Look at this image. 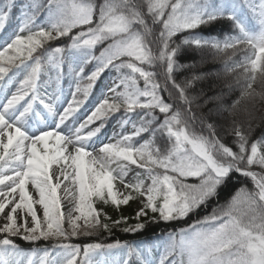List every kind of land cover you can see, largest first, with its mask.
Listing matches in <instances>:
<instances>
[{"label":"snow or ice","instance_id":"snow-or-ice-1","mask_svg":"<svg viewBox=\"0 0 264 264\" xmlns=\"http://www.w3.org/2000/svg\"><path fill=\"white\" fill-rule=\"evenodd\" d=\"M13 4L0 5V30ZM28 7L0 45V264H36V252L25 253L14 237L56 242L51 252L40 249L39 264H156L144 245L65 241L184 219L218 198L233 175L252 188L241 185L211 213L169 230L159 264H264V133L251 140V114L244 110L246 127L238 113L241 100L264 99L254 87L264 83V0H32ZM217 24L224 27L216 35L199 32ZM61 38L70 43L51 46ZM205 47L225 54L224 69L234 74L227 87L240 96L231 105L224 93L193 91L203 74L181 78L195 67L181 54ZM65 64L77 87L60 112L42 95V77L54 71L59 83ZM106 71L115 74L112 86L78 121ZM40 106L52 124L42 125ZM113 121L119 131L103 136ZM132 201L139 207L131 217L113 219L104 208ZM113 250L120 260L107 259Z\"/></svg>","mask_w":264,"mask_h":264},{"label":"trees","instance_id":"trees-1","mask_svg":"<svg viewBox=\"0 0 264 264\" xmlns=\"http://www.w3.org/2000/svg\"><path fill=\"white\" fill-rule=\"evenodd\" d=\"M26 1V0H24ZM32 0H29V3L31 4ZM39 2L43 5L47 3V0H39ZM6 3V0H0V5H3ZM21 0H14V4H21ZM7 10V9H5ZM32 11V9L30 8ZM43 15L37 14V21L42 19ZM15 16V20H16ZM22 19L19 20L17 23H13L11 26H9L7 29H5V32L2 34L0 38V45H2L1 42H4L8 40L10 42V38L13 37V34L19 29L21 25ZM224 27L223 24H217L214 28L211 30L201 28L199 32L201 34H211L216 35L220 32L221 28ZM75 33V30L73 31V34ZM70 43V40L67 38H61L58 42H53L51 44L52 47L57 46V44L64 45ZM100 50V46H97V49L95 51V54L98 55ZM225 59V54L223 53H216L211 48H202V49H196V48H186L185 51L181 54L180 62L184 64L189 63H195V67L192 69H188L186 71H183L181 73V78L183 76H188L190 74L197 73V74H203V78L199 81H197L194 85L193 91L195 93H199L203 91L204 98H207L208 96H214L220 93H225L226 96L224 97V101L226 104L231 105L233 100H236L240 96V88L234 87L233 90L229 91L227 85L230 83H234V74L227 73L224 69L223 61ZM93 65L89 64L85 66V72L84 75L89 74L90 70H93ZM257 92L264 91V83H262L260 80L257 81V83L254 85ZM219 90V92H218ZM202 103V100H201ZM213 105H209L211 107ZM247 109L248 112L251 114V126H252V133H251V140H254L261 136L262 133H264V99H261L260 97H256L255 99H244L241 100L240 105L238 106V113L240 114V119H242L245 123V126L247 127L248 124V116L244 115V110ZM227 115V113H225ZM230 142V138H229ZM259 171V169H255ZM189 183H195V180L189 179ZM241 185L247 186L249 189L252 188L251 181L243 178V177H237L233 175L229 179V181L220 188L219 190V196L218 198H214L208 202L206 206H202L199 208L196 212L190 214L188 217L173 221L170 223H146L145 229L138 233H125L120 230V228H123L124 225H121L120 228H114L111 232V234L99 231L96 233H93L91 236H85L84 238H74L70 239L68 241H65L67 243L71 244H80L85 245L89 243H103V244H110L115 243L117 240H119L121 243L128 242L129 244L136 245L139 241H146V245H150L155 238L159 237L162 233H168L169 230L173 229H181L186 228L188 225H191L193 221L201 219L204 215H207L212 212L213 208L216 207L218 204L223 205L226 201L230 199V197L234 194L237 188H239ZM105 211L113 218L116 219L120 215L125 216H134L135 214V201H132L127 206H122L119 211L115 210L111 206H104ZM151 215V214H150ZM134 222V221H130ZM0 238H3L2 235H0ZM14 242L24 250H32L35 251L36 249H43L47 248L50 252L53 250V245L56 243L55 241H44L40 240L35 243L28 242L22 240L20 237H14ZM140 245V244H139ZM163 255H160V258ZM135 259V258H133ZM156 264H159L158 261H156Z\"/></svg>","mask_w":264,"mask_h":264},{"label":"rangeland","instance_id":"rangeland-1","mask_svg":"<svg viewBox=\"0 0 264 264\" xmlns=\"http://www.w3.org/2000/svg\"><path fill=\"white\" fill-rule=\"evenodd\" d=\"M17 9H18L17 6L16 7H12L9 19L6 22V26L10 22L11 15H13L16 12ZM25 12H29L27 5H25L22 8L20 17H23ZM63 68H66V66L64 65ZM114 75L115 74H113L112 78L109 79V78L103 77V73H102L101 76L95 82V85L92 88V90L89 92L88 96L94 95V92L96 90H98L99 92L106 93L107 88L112 86V80H113ZM19 79H23V76H20L8 88V90H7L8 95H11V92L15 91V87L18 86V84H19ZM42 80L44 81V87L42 89V95L46 94L52 100V102L55 104V106L58 109V111L62 112L63 108L67 107L68 102L72 100L71 89H67L66 87H64V85L61 83L62 82L61 79H60L59 83H57V81H56V73L54 71H52V72H47L46 71L45 75L42 77ZM218 92H219V90H218ZM57 96L59 97V99H57ZM225 96H226V94L224 93V97ZM77 98L81 99V96L78 95ZM84 105H82L80 107L79 111L75 114L78 117V121H82L86 117V115L90 114V111L92 110V109H86L84 107ZM38 111H41V115L46 116V119L41 122L42 125H44V124H52L53 117L51 115L47 114V110L46 109H43L42 106H40V108H38ZM57 119H58V117H57ZM114 131L115 132L119 131V128L116 127L115 124L112 125L111 127L107 126L105 129L102 130V133H103V136L108 137V136H111ZM61 195H63V192H61ZM62 204H66L67 206H70V204H68L67 201H62ZM138 207H139V203L137 201H135V211L138 209ZM0 223H3V221L0 220ZM66 227H67V225H66ZM84 237L85 236L81 235L79 237H73L71 239L84 238ZM164 239H167V237L165 236ZM145 249L150 250L149 251V256L153 259V257H155L159 252L162 251L163 245H162L161 241H157V242H155V244H153L152 247H148V248L145 247ZM114 252H117V254L112 256V260H120L122 258V255L119 254L118 250H114ZM25 253H30V252H25ZM41 255H42L41 252H37L36 255L32 257V259L36 261V264H39V257ZM24 259H25V264H27V259L26 258H24Z\"/></svg>","mask_w":264,"mask_h":264},{"label":"bare ground","instance_id":"bare-ground-1","mask_svg":"<svg viewBox=\"0 0 264 264\" xmlns=\"http://www.w3.org/2000/svg\"><path fill=\"white\" fill-rule=\"evenodd\" d=\"M107 259H109L111 261L112 260V256L107 257Z\"/></svg>","mask_w":264,"mask_h":264}]
</instances>
